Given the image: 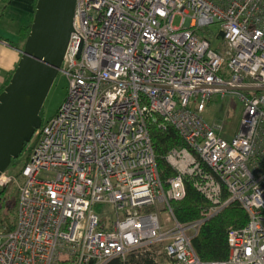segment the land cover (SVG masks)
I'll return each mask as SVG.
<instances>
[{"label": "built area", "instance_id": "1", "mask_svg": "<svg viewBox=\"0 0 264 264\" xmlns=\"http://www.w3.org/2000/svg\"><path fill=\"white\" fill-rule=\"evenodd\" d=\"M216 21L223 50L204 33ZM74 26L67 95L35 130L22 178L0 175L18 189L16 225L0 229V264H107L154 245L178 264H264V0H76ZM227 93L244 105L231 138L202 115ZM152 123L186 141L167 153L177 171L168 187ZM187 178L210 204L181 221L171 200L185 196ZM235 201L248 222L228 228L227 258L203 259L193 237Z\"/></svg>", "mask_w": 264, "mask_h": 264}, {"label": "water", "instance_id": "2", "mask_svg": "<svg viewBox=\"0 0 264 264\" xmlns=\"http://www.w3.org/2000/svg\"><path fill=\"white\" fill-rule=\"evenodd\" d=\"M75 7L76 0H37L30 32L17 48L20 58L0 93V175L42 124L44 102L63 69L75 29ZM218 36L223 38L224 31Z\"/></svg>", "mask_w": 264, "mask_h": 264}, {"label": "trees", "instance_id": "3", "mask_svg": "<svg viewBox=\"0 0 264 264\" xmlns=\"http://www.w3.org/2000/svg\"><path fill=\"white\" fill-rule=\"evenodd\" d=\"M37 0L34 2V11ZM33 18V17H32ZM33 19L20 28V38L23 41L27 38ZM14 68L9 71L5 81L0 83V93L9 83ZM153 144L157 153L158 166L162 179L166 182L177 171L167 160V153L173 147L186 145V141L179 134L178 130L169 125L166 128L159 123L150 125ZM262 167L264 160L259 159ZM187 192L181 199H172L171 204L176 217L181 221H191L201 216L202 210L210 204L208 198L194 187L187 178ZM18 204V189L11 184L0 185V228L11 230L16 225ZM247 211L239 202H232L223 208L218 214L209 218L199 229L196 236L193 237V244L199 255L205 260L225 259L229 255V244L227 231L230 226L240 227L248 222ZM159 245H154L152 249L140 253H133L127 259L120 257L113 258L107 264H178L166 253L159 255L157 249Z\"/></svg>", "mask_w": 264, "mask_h": 264}, {"label": "rangeland", "instance_id": "4", "mask_svg": "<svg viewBox=\"0 0 264 264\" xmlns=\"http://www.w3.org/2000/svg\"><path fill=\"white\" fill-rule=\"evenodd\" d=\"M8 1L9 0H5L2 7H0V81L4 78L9 67L12 65V68L16 67L18 62L15 63L14 59L18 58L19 60V54L21 55L17 48L22 47L25 42V40L23 41V39L21 40L20 38V28L23 24L29 23L35 13L34 5L32 6V10H27L18 5L8 4ZM173 22L175 25H180L182 22V14H176ZM219 30L220 23L216 21L206 27L204 33H206L212 41L213 48L223 50L224 39L218 37ZM68 85V76L60 71L44 102L42 108V122L48 120L62 104L68 92ZM243 114L244 105L239 94L236 93H227L224 96L214 94L207 103L206 108L202 111V115L210 124L214 126L218 125L216 127L217 132L225 138H231L236 134L240 127ZM35 140L36 137L33 136L26 144L21 154L10 163L7 170L11 174L22 178V169L29 159ZM42 175L46 176V171H43ZM14 186V184H11V187ZM94 209L99 213H103L104 216L107 215L108 219L116 218V216L110 212V205L107 203H97L94 205ZM169 217H171V219H169ZM160 218L163 221V225L166 227L173 224L174 218L172 214L170 212L168 213L166 210L161 212Z\"/></svg>", "mask_w": 264, "mask_h": 264}, {"label": "crops", "instance_id": "5", "mask_svg": "<svg viewBox=\"0 0 264 264\" xmlns=\"http://www.w3.org/2000/svg\"><path fill=\"white\" fill-rule=\"evenodd\" d=\"M3 2H5V0H0V7H2ZM34 2H35V0H9L8 4L18 5L24 9L32 10V6L34 5ZM19 56H20V54H19ZM14 62L15 63L18 62V58H15ZM12 67H13V65L7 69V73L4 75V78L0 81V83L5 81V78H7L8 74H9V70L13 69Z\"/></svg>", "mask_w": 264, "mask_h": 264}, {"label": "bare ground", "instance_id": "6", "mask_svg": "<svg viewBox=\"0 0 264 264\" xmlns=\"http://www.w3.org/2000/svg\"><path fill=\"white\" fill-rule=\"evenodd\" d=\"M57 37V34L53 37V39H55ZM12 116V115H11Z\"/></svg>", "mask_w": 264, "mask_h": 264}, {"label": "flooded vegetation", "instance_id": "7", "mask_svg": "<svg viewBox=\"0 0 264 264\" xmlns=\"http://www.w3.org/2000/svg\"><path fill=\"white\" fill-rule=\"evenodd\" d=\"M35 9H36V7H35ZM35 12V11H34ZM33 17H34V15H33ZM33 19V18H32Z\"/></svg>", "mask_w": 264, "mask_h": 264}]
</instances>
